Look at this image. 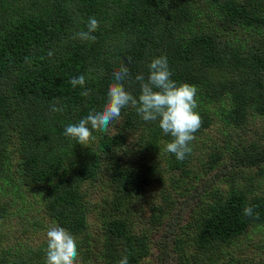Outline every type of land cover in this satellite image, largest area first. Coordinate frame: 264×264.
I'll list each match as a JSON object with an SVG mask.
<instances>
[{
  "label": "trees",
  "instance_id": "obj_1",
  "mask_svg": "<svg viewBox=\"0 0 264 264\" xmlns=\"http://www.w3.org/2000/svg\"><path fill=\"white\" fill-rule=\"evenodd\" d=\"M90 17L99 22L92 33L96 40L74 39L87 31ZM159 56L167 57L172 80L198 89L202 125L194 137L215 117L226 131L249 116H264V0H0V197L20 195L21 186L44 188L48 217L77 235L87 227L90 212L82 185L99 177L102 158L114 160L108 170L109 209L116 211L139 196L160 170L188 175L193 141L191 153L177 160L165 151L172 137L131 105L121 110L122 131L138 134L143 154L161 152L162 166L152 156L135 165L118 156L126 145L122 132L94 130L95 150L64 135L67 125L101 110L121 65L130 73L126 90L138 97L136 76L147 80L148 65ZM80 75L85 85L73 88L70 80ZM87 89L90 96H81ZM56 98L63 112L51 111ZM236 154V164L256 166L264 162V145L245 157ZM11 155L17 157L14 167ZM241 186L199 202L194 235L199 255L264 223V194ZM248 206L252 216L244 215ZM5 218L0 210V235ZM104 227L105 264H118L125 255L129 264H139L143 237L132 234L123 217L109 218ZM9 253L0 247V264H46L11 259Z\"/></svg>",
  "mask_w": 264,
  "mask_h": 264
},
{
  "label": "rangeland",
  "instance_id": "obj_2",
  "mask_svg": "<svg viewBox=\"0 0 264 264\" xmlns=\"http://www.w3.org/2000/svg\"><path fill=\"white\" fill-rule=\"evenodd\" d=\"M121 124L120 117L105 133L124 134L126 145L118 156L134 165L150 156L160 166L164 164L161 152L143 154L138 134L122 131ZM224 130L215 117L193 140L188 175L160 170V175L120 211L109 209L113 192L108 170L114 160L102 158L104 166L99 177L82 185L90 212L87 227L74 235L78 241V264L106 263L109 250L104 223L111 217H123L130 232L143 237L145 248L139 264L264 262V223L248 227L231 244H218L203 255L195 249V215L200 201L212 193H226L231 187L241 185L264 194V162L256 166L236 164L239 154L236 151L245 157L256 146L264 145V116H249L245 124ZM95 142L90 141L85 148L95 150ZM213 152L215 156L211 155ZM16 161L17 157L11 155L10 166L14 167ZM21 187L20 195L10 193L0 197V210L6 216L1 225L0 247L13 254L9 253L11 259L17 256L46 262V232L56 223L43 209L41 196L45 189Z\"/></svg>",
  "mask_w": 264,
  "mask_h": 264
},
{
  "label": "clouds",
  "instance_id": "obj_3",
  "mask_svg": "<svg viewBox=\"0 0 264 264\" xmlns=\"http://www.w3.org/2000/svg\"><path fill=\"white\" fill-rule=\"evenodd\" d=\"M98 27L99 22L90 17L87 31H79L73 38L94 42L96 37L92 33ZM148 68L147 80L143 75L136 76V80L140 82V94L135 97L124 86V81L130 76L129 69L121 65L119 70L113 73L115 82L109 85L108 99L101 110H92L78 123L67 125L64 135L75 139L82 146L87 145L96 139L94 130L106 133L109 125L120 119L121 110L131 105L144 121H158L163 133L172 137L166 144L165 151L183 161L191 153L190 143L195 138L194 133L202 125V117L196 110L198 89L195 85L177 83L171 79L172 72L166 56L153 58ZM85 83L84 75L70 80L73 88L78 85L83 87ZM90 93L91 89H87L81 92V96L88 97ZM51 111H64L59 98L51 105ZM244 215H253L251 206L245 207ZM46 237V264H78V241L70 231L53 224L48 228ZM118 264H129L128 256H123Z\"/></svg>",
  "mask_w": 264,
  "mask_h": 264
}]
</instances>
